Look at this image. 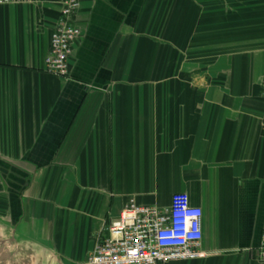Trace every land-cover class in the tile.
Returning <instances> with one entry per match:
<instances>
[{
    "label": "crops",
    "instance_id": "0c3cea01",
    "mask_svg": "<svg viewBox=\"0 0 264 264\" xmlns=\"http://www.w3.org/2000/svg\"><path fill=\"white\" fill-rule=\"evenodd\" d=\"M59 13L0 6L1 242L83 264L129 200L186 194L204 256L169 264H261L264 0H80L68 78Z\"/></svg>",
    "mask_w": 264,
    "mask_h": 264
},
{
    "label": "built area",
    "instance_id": "2783aa9c",
    "mask_svg": "<svg viewBox=\"0 0 264 264\" xmlns=\"http://www.w3.org/2000/svg\"><path fill=\"white\" fill-rule=\"evenodd\" d=\"M33 0H0V6L30 4ZM80 0H60V13L50 37L45 73L68 78L72 45L80 31L74 17ZM264 97V74L260 82ZM264 127V122H263ZM202 211L192 207L186 194L172 196L169 206L147 207L129 200L118 218L106 229L83 264H169L203 258ZM264 264V236L257 249Z\"/></svg>",
    "mask_w": 264,
    "mask_h": 264
},
{
    "label": "water",
    "instance_id": "95a60500",
    "mask_svg": "<svg viewBox=\"0 0 264 264\" xmlns=\"http://www.w3.org/2000/svg\"><path fill=\"white\" fill-rule=\"evenodd\" d=\"M0 264H60L57 258L45 246L31 244L28 250L22 247L10 249L0 240Z\"/></svg>",
    "mask_w": 264,
    "mask_h": 264
}]
</instances>
